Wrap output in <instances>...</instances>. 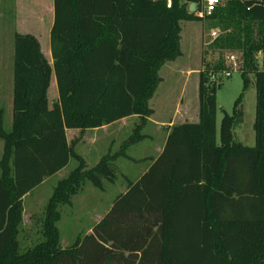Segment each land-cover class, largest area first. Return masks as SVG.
<instances>
[{"label":"trees","instance_id":"obj_1","mask_svg":"<svg viewBox=\"0 0 264 264\" xmlns=\"http://www.w3.org/2000/svg\"><path fill=\"white\" fill-rule=\"evenodd\" d=\"M191 1L53 0L51 66L35 37L15 34L14 70L22 60L42 70L27 77L23 97L14 93L9 131L0 107V264L22 262L14 248L23 196L70 158L77 166L54 188L44 241L24 264H264V67L253 63L255 53L264 52V0H223L207 18L219 29L210 44L219 55L199 72L197 121L174 125L148 171L90 232L59 247V197L87 178L100 186L98 175L109 173L117 157L132 160L125 148L146 137L159 70L182 54L180 23L200 20L189 11ZM223 50L241 52L243 87L232 113L221 109L217 133L216 88L209 83L224 70ZM248 69L255 86L252 146L233 132L244 119ZM52 72L58 102L48 108ZM130 116L138 122L118 151L88 167L75 151L84 131ZM66 129L79 134L68 140Z\"/></svg>","mask_w":264,"mask_h":264},{"label":"rangeland","instance_id":"obj_2","mask_svg":"<svg viewBox=\"0 0 264 264\" xmlns=\"http://www.w3.org/2000/svg\"><path fill=\"white\" fill-rule=\"evenodd\" d=\"M52 7L53 0H0V107L3 110V124L6 131L12 128L14 93L18 92L19 96L23 97V88L26 87L28 91L27 77L33 75L37 77L36 75H41L42 70L40 66H36L34 68L36 72H33L34 69L28 67L32 63H26L24 60L15 66L14 70V36L22 34L35 37L39 42L42 54L51 66L49 32L53 23ZM180 24L182 54L174 61L166 62L159 70L161 81L149 100V107L153 110V114L142 129V133L146 137L126 147L132 160L120 157L115 162L116 182L114 184L106 182L105 188L102 190V188L95 187L91 181L86 182L85 185L78 183L66 196L60 207L61 217L57 222L60 231V248L62 246L69 248L78 236L84 235L90 227L92 228L99 216L106 212L113 200L117 198L121 184H124L122 174L133 176L144 169L151 159L157 157L158 147L163 151L167 143L168 135L166 136V134L170 127L169 123L173 121L172 125L174 126L184 122L194 123L197 121L199 72L205 70L207 64L209 66L215 64L218 59V50H212L210 44L214 39L211 29L216 30L217 35L219 29L212 27L208 19L204 21L183 20ZM228 53L235 55V65L227 63L225 57ZM221 56L224 61V70L219 74H214L209 83L210 86L214 85L216 88L217 133L223 116L222 110L228 114L232 113L234 101L242 93L243 87L241 52L239 50H223ZM253 63L257 68L264 67V52L255 53ZM225 72H230V76H226ZM248 74L252 80L242 94L243 123L234 127L233 132L236 140L252 146L254 144L252 125L255 112V86L250 69H248ZM52 76L53 72L50 75L47 89L50 98L55 97L57 93L56 86L52 85L53 89L50 88ZM32 81L35 83L34 79ZM31 91L33 95L36 94L33 87ZM137 122L136 116H130V118L123 119L106 129L85 130L81 136L85 141L83 140L79 150L88 157L87 160L90 164L88 167L93 166L108 150L110 153L118 151L121 143L131 134ZM78 134L77 131H68L67 139L70 140ZM90 139L93 140L92 143L88 142ZM2 149L3 141L0 139V157ZM76 166L77 161L70 158L61 175L67 176ZM58 179L59 176H52L24 201L27 209L29 206V211H34V214L33 217L26 214L19 227L14 250L22 260L20 264H24L27 258L34 255L44 241L40 227L43 226L45 216L40 218V214L43 213L44 205ZM34 198L38 205L32 208V205H29L27 201Z\"/></svg>","mask_w":264,"mask_h":264},{"label":"crops","instance_id":"obj_3","mask_svg":"<svg viewBox=\"0 0 264 264\" xmlns=\"http://www.w3.org/2000/svg\"><path fill=\"white\" fill-rule=\"evenodd\" d=\"M52 8H53V7H52ZM50 54H51V53H50ZM192 71H193V70H192ZM187 72H188V71H187ZM52 85H53V86H56V80H55V76H54V74H53V76H52V81H51V83H50V88L53 89ZM56 88H57V86H56ZM11 99L13 100V98H11ZM57 102H58V91H57V93H56V96L53 97V98H50L49 95L47 94V106H48V108L53 107L54 104L57 103ZM127 118H130V117H126V118H123V119H127ZM123 119H120V120H118V121H115V122H113V123H111V124H108V125H104V126L99 127V128H94L93 130L106 129V128H108L109 126H111V125H113V124H115V123H117V122H120V121L123 120ZM172 124H173V121H172L171 123L168 124V126H170V127H169V129H168V131H167L166 136H167L168 133L170 132V130H171L172 126H173ZM162 126H163V125H162ZM87 130H92V129H87ZM68 131H69V132H75V131L78 132V130H76V129H66V136H67V132H68ZM68 140H69V139H68ZM83 140L85 141V139L82 138V139L76 144V146H75V151H76V152H77V150H79L80 147H82V142H83ZM90 140H91V141H90ZM90 140H88V142L92 143L93 140H92V139H90ZM157 149H158V154H157V157H158V156L160 155V153H161L162 150H161V148H159V147H158ZM127 150H128V148L125 149L126 154H128ZM77 153L83 157V159L85 160L86 164L89 166L90 164H89V162H88V160H87L88 157H87L85 154L81 153L80 150H79ZM120 157H121V156H120ZM120 157H117L114 161L111 162V164H110V172H109V173H107V174H104V173H103V174H99V175H98V179H99V181H100V186H95V185H94L95 187H97V188H102V190H104L106 182L109 183V184H114V183L116 182V165H115V162H116V161L118 160V158H120ZM157 157H155L154 159H151L150 162H148V165L144 167V169H141L140 172L134 174L133 176H129L128 174H126V175L122 174L121 177H122V179L124 180V182H123L124 184H121L120 192L118 193V195H117L116 197L118 198V197L121 196L122 194L126 193V192L128 191V189H129L130 187H132V186L135 184V182H136V181H137V180H138L143 174H145V173L148 171L149 167L151 166V164L153 163V161H154ZM122 158H123V157H122ZM89 159H91V158H89ZM91 161H92V159H91ZM97 161H98V160H97ZM90 163H91V162H90ZM96 163H97V162H96ZM66 166H67V165H66ZM66 166H65V167H66ZM65 167H63V168L60 169L58 172H56L55 174L52 175V176H59V179H58V181H57L55 187L59 184V182H60L62 179H64V178L67 177V176L64 177V176L61 175V172H62V170H63ZM52 176H49V177H47L46 179H44L39 185H37L36 187H34L32 190H30L27 194H25V195L23 196V198H22V206H23V211H22V222L24 221V219H25V215H26V214H28L29 217H33V214H34V211H33V212H32V211H29V206H28V209H27V206H25V203H24L25 199L31 197L32 192H33L36 188L40 187L42 184H44L45 182H47V180H49V178H51ZM89 181H90V179L87 178V179H85V180H83V181H81V182H79V183H83V185H85V183H86V182H89ZM55 187H54V188H55ZM53 190H54V189H53ZM53 190H52V193H53ZM70 191H71V190H69V191H68L67 193H65L63 196L59 197L58 203L56 204V208H55V225H56L57 229H58L57 222H58L59 218L61 217V215H60V212H61V210H60L61 204H62L63 200H65L66 196L70 193ZM52 193H51L50 197L52 196ZM50 197L48 198V200L50 199ZM116 197H115V198H116ZM117 198H116V199H117ZM116 199H114L113 202H112V204L106 209V212L112 207V205H113V203L115 202ZM48 200H47V202H48ZM42 201H43V199H42ZM27 202H29V205H32V208H33L35 205H38L37 202H36V198H34V199H29ZM47 202H46V204H47ZM40 203H41V202H40ZM46 204L44 205L43 213L40 214V218L45 216ZM106 212H104V214H105ZM104 214H102V215L99 216V218H98V220L95 222V224H96V223H97V222L103 217ZM22 222H21V223H22ZM95 224H94V225H95ZM42 227H43V226H42ZM42 227H40V229H41V235H42V238H43V228H42ZM92 227H93V226H92ZM90 230H91V227H90L85 233L90 232ZM58 232H59V235H60V231H59V229H58ZM43 240H44V239H43ZM61 248L64 249L65 247L62 246Z\"/></svg>","mask_w":264,"mask_h":264},{"label":"built area","instance_id":"obj_4","mask_svg":"<svg viewBox=\"0 0 264 264\" xmlns=\"http://www.w3.org/2000/svg\"><path fill=\"white\" fill-rule=\"evenodd\" d=\"M222 0H194L188 3L194 5L193 13L200 19L206 20L212 13L222 4ZM211 35L213 38L217 36V31L211 29ZM227 63L235 65L236 58L233 53H228L225 57ZM226 76H230V72H225Z\"/></svg>","mask_w":264,"mask_h":264},{"label":"water","instance_id":"obj_5","mask_svg":"<svg viewBox=\"0 0 264 264\" xmlns=\"http://www.w3.org/2000/svg\"><path fill=\"white\" fill-rule=\"evenodd\" d=\"M170 3H171V0H167V4L170 5ZM193 9H194V5H192V4L189 5V11L192 12Z\"/></svg>","mask_w":264,"mask_h":264}]
</instances>
